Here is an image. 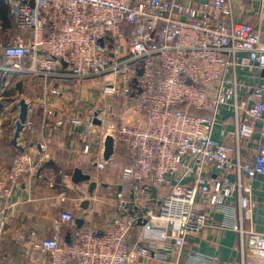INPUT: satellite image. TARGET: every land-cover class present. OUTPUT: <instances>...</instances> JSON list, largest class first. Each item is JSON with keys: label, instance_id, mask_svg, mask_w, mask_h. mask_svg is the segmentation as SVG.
<instances>
[{"label": "built area", "instance_id": "obj_1", "mask_svg": "<svg viewBox=\"0 0 264 264\" xmlns=\"http://www.w3.org/2000/svg\"><path fill=\"white\" fill-rule=\"evenodd\" d=\"M10 3L33 38L0 44V75L42 79L47 92L36 104L45 122L79 129L83 153L117 173L96 180L107 188L103 229L79 228L76 214L63 211L51 237L30 242L23 264L33 255L40 264H233L201 251L185 256L190 237L218 215L216 225L264 262V231L245 226L257 208L253 183L264 175V40L255 24L235 19L234 0ZM65 79L89 91L87 106L73 100L57 118L48 100L65 97ZM23 130L34 132V122L27 118ZM109 135L114 151L105 158ZM120 144L130 165L117 162ZM37 166L30 153L15 157L0 193L1 223L15 187Z\"/></svg>", "mask_w": 264, "mask_h": 264}, {"label": "crops", "instance_id": "obj_2", "mask_svg": "<svg viewBox=\"0 0 264 264\" xmlns=\"http://www.w3.org/2000/svg\"><path fill=\"white\" fill-rule=\"evenodd\" d=\"M233 10L236 20L255 24L264 40L262 0H234ZM17 36L29 42L33 38V31H21L11 12L10 0H0V44L10 43ZM5 62L6 59L0 51V64ZM244 81L246 82L247 79L244 78ZM63 84L67 89L65 97L49 96L48 100V103L57 110V118L71 112L73 100H83L82 105H86L84 98L89 94L87 89H81V84L75 79H65ZM45 92H47V86L42 79L23 75H0V109H2L0 111V193L18 154L30 153L38 165L35 176H23L15 187L7 218L4 222H0V264H23L26 261L25 249L30 242L51 237L53 235L52 220L63 211H72L76 217L82 213L85 214V222L79 228L90 226L99 231L106 224V209H104L106 203L102 199V189L107 188L97 185L91 196L90 181L75 183L72 175L77 167L91 174V180L94 181L113 180L117 173L111 168L100 171L94 162L95 159L83 153L79 129L73 130L69 124L55 127L56 117H51L49 123L45 122V110L36 104ZM21 99L27 101L29 108L35 107L34 105L36 108L28 112V119L35 124V131L21 132L18 144L22 146V149H19L12 143V139L16 129L15 118L19 117L20 113ZM9 110L12 117L4 115ZM122 111L118 109L120 115ZM216 137L220 138L218 131ZM100 157L97 155L96 159L99 160ZM63 194L71 199L63 202L61 200ZM252 196L257 201V208L254 210L253 219H245V226L264 231V175L258 176L254 181ZM85 199H89L90 204L87 209H82L81 204ZM107 204L111 207V201ZM1 207L0 198V210ZM88 209L92 210L91 214H87ZM215 220L213 226L190 237L185 256L201 251L233 264H264L251 252L242 251L238 233L223 230L216 225L221 221L220 215ZM32 231L36 233L35 237L32 236ZM28 262L40 264V257L33 255ZM152 264H154L153 261Z\"/></svg>", "mask_w": 264, "mask_h": 264}, {"label": "water", "instance_id": "obj_3", "mask_svg": "<svg viewBox=\"0 0 264 264\" xmlns=\"http://www.w3.org/2000/svg\"><path fill=\"white\" fill-rule=\"evenodd\" d=\"M32 4H34V2H32ZM20 113H19V117L16 120V129H15V135L12 139V143L17 146L19 149H22V146H20L18 144V138L21 134V132L24 129V123L26 122L27 118H28V103L25 99H21L20 101ZM114 138L112 136H107L106 137V141H105V152H104V157L108 158L114 151ZM72 180L75 183H80L82 181H90V186H89V194L92 196L94 193L95 188L97 187L98 183L94 180H91V174L89 173H85L83 172V170L79 167L75 168L74 173L72 175ZM156 194V189L153 188V196H155ZM90 204V200L89 199H85L82 204L81 207L82 209H87L88 206ZM84 213L80 214V216L76 217V224L77 227H81L84 222Z\"/></svg>", "mask_w": 264, "mask_h": 264}, {"label": "trees", "instance_id": "obj_4", "mask_svg": "<svg viewBox=\"0 0 264 264\" xmlns=\"http://www.w3.org/2000/svg\"><path fill=\"white\" fill-rule=\"evenodd\" d=\"M116 159L117 162L121 165H130L131 164V160L130 157L128 155L127 150L125 149V147L123 145H119L118 149L116 151Z\"/></svg>", "mask_w": 264, "mask_h": 264}, {"label": "rangeland", "instance_id": "obj_5", "mask_svg": "<svg viewBox=\"0 0 264 264\" xmlns=\"http://www.w3.org/2000/svg\"><path fill=\"white\" fill-rule=\"evenodd\" d=\"M81 89H83V88H81ZM112 101H116V98L115 97H113V99H112ZM2 109H0V111H1ZM4 110V109H3ZM5 111H6V109H5ZM117 112H118V109L116 110ZM7 113V114H6ZM4 115H7V117H12L11 115H12V113L10 112V110H9V112L7 111V112H5L4 113ZM108 189H112V187H108ZM104 192H105V189H102V194H104Z\"/></svg>", "mask_w": 264, "mask_h": 264}]
</instances>
